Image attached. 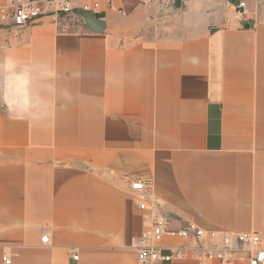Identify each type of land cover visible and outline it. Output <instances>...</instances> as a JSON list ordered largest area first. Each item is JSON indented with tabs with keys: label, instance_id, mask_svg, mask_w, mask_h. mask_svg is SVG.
<instances>
[{
	"label": "crops",
	"instance_id": "0c3cea01",
	"mask_svg": "<svg viewBox=\"0 0 264 264\" xmlns=\"http://www.w3.org/2000/svg\"><path fill=\"white\" fill-rule=\"evenodd\" d=\"M97 1L0 29V264H150L136 244L156 212L264 235V0L247 20L238 0Z\"/></svg>",
	"mask_w": 264,
	"mask_h": 264
},
{
	"label": "built area",
	"instance_id": "2783aa9c",
	"mask_svg": "<svg viewBox=\"0 0 264 264\" xmlns=\"http://www.w3.org/2000/svg\"><path fill=\"white\" fill-rule=\"evenodd\" d=\"M172 0H156L155 8L159 12L167 9ZM150 2V0H146ZM237 15L241 20H247L250 9L245 0L236 2ZM100 10L97 0H0V29H5L18 36L29 24L42 17H50L59 21L62 17L78 15L80 12L96 13ZM150 184L142 179L130 182L129 189L134 193L141 209H146L150 204ZM194 237L195 246L170 247L166 250L153 245L154 241L164 236ZM49 237L43 236L42 241L47 242ZM206 240L213 241L211 245L205 244ZM219 241V243L217 242ZM138 258L141 262L160 264L171 262L174 259L187 256L186 250L199 264H209L213 259H218L220 264H233L239 252H246L249 264H264V235L256 231H241L236 233H220L207 231L194 222H188L185 227L174 229L169 225L168 216L156 212L150 228L145 230L137 239ZM78 259V255L74 256ZM4 261L10 263L11 259L4 256Z\"/></svg>",
	"mask_w": 264,
	"mask_h": 264
},
{
	"label": "water",
	"instance_id": "95a60500",
	"mask_svg": "<svg viewBox=\"0 0 264 264\" xmlns=\"http://www.w3.org/2000/svg\"><path fill=\"white\" fill-rule=\"evenodd\" d=\"M81 14H83L84 16H86L87 18H93L94 17V13L92 12H80ZM245 25H248V23H246Z\"/></svg>",
	"mask_w": 264,
	"mask_h": 264
}]
</instances>
